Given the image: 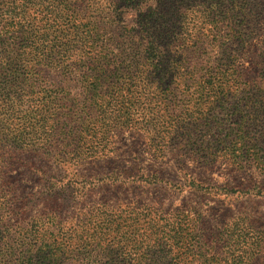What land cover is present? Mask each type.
Returning <instances> with one entry per match:
<instances>
[{"label":"trees","instance_id":"trees-1","mask_svg":"<svg viewBox=\"0 0 264 264\" xmlns=\"http://www.w3.org/2000/svg\"><path fill=\"white\" fill-rule=\"evenodd\" d=\"M248 59L258 80L242 79ZM237 85L264 91V0H0V264H243L228 228L207 245L179 210L84 203L86 187L141 188L161 181L156 171L41 175L36 191L21 194L5 164L10 151L71 167L103 161L128 90L144 100L156 93L143 112L161 93L162 102L208 98ZM187 115L148 114L154 158L196 153Z\"/></svg>","mask_w":264,"mask_h":264},{"label":"rangeland","instance_id":"rangeland-1","mask_svg":"<svg viewBox=\"0 0 264 264\" xmlns=\"http://www.w3.org/2000/svg\"><path fill=\"white\" fill-rule=\"evenodd\" d=\"M213 59H209V64H213ZM252 62H242V79H259ZM224 89L217 88L208 98L193 92L177 93L175 97L168 94L166 102L160 100L163 93H158L156 102L153 99L143 112L140 107L146 106L156 93L144 91L149 94L144 100L143 95L128 90L126 119L121 129L110 132L113 148H107L106 159L71 167L53 164L25 151H10L5 162L10 167L7 176L12 178L10 183L18 193L24 194L41 186V175L59 179L73 178L76 171L85 175L156 171L160 182L141 188L128 182L127 187L120 189L124 192L106 187L87 191L86 187L81 190L88 192L84 203L88 206L108 198L122 206L137 202L174 213L179 210L189 216L195 232L203 237L202 242L209 245L216 233L228 228L237 239V252L243 256V264H264V91H252L242 85ZM197 99H206V103L195 104ZM166 107L189 113L188 127L193 128L190 123L197 127L192 133L196 153L189 149L182 150L179 156L164 152L161 159L148 152L145 140L151 127L146 125V117L149 113H164ZM79 188L74 185L75 194L80 193ZM40 208L36 206L32 212ZM60 214L64 218L73 215ZM249 255L251 258L246 259Z\"/></svg>","mask_w":264,"mask_h":264}]
</instances>
